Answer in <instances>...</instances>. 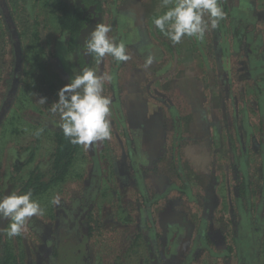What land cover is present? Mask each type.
I'll return each instance as SVG.
<instances>
[{"label": "rangeland", "instance_id": "1", "mask_svg": "<svg viewBox=\"0 0 264 264\" xmlns=\"http://www.w3.org/2000/svg\"><path fill=\"white\" fill-rule=\"evenodd\" d=\"M103 1L100 23L130 57H90V69L112 77L102 93L111 136L81 145L64 181L35 198L44 215L20 235L9 238L10 221L0 222V250L51 264L52 227L62 223L64 239V223L88 202L102 218L83 243L88 264H148L144 235L159 264H264V0H218V26L175 44L153 23L168 10L161 0ZM57 3L0 0V197L22 148L47 163L59 127L49 108L80 72L63 48Z\"/></svg>", "mask_w": 264, "mask_h": 264}, {"label": "clouds", "instance_id": "2", "mask_svg": "<svg viewBox=\"0 0 264 264\" xmlns=\"http://www.w3.org/2000/svg\"><path fill=\"white\" fill-rule=\"evenodd\" d=\"M170 3L171 0H161V6L168 10L154 18L153 23L174 44L185 36L203 40L209 25L215 29L225 15L218 0H176L169 8ZM111 31V25L98 23L84 41L85 53L97 58L111 55L117 62L129 60L124 43H116L109 37ZM151 62L149 58L146 63ZM111 79V76L97 75L92 69L84 68L73 74L70 82L57 92L58 100L51 104L49 111L53 116L58 115L59 127L73 145L88 147L110 138L111 98L102 93L105 81ZM37 102L45 105L47 98L40 97ZM51 203L59 205V197L54 196ZM44 212L31 191L13 192L0 198V217L10 221L3 230L9 238L20 235L30 218L42 216Z\"/></svg>", "mask_w": 264, "mask_h": 264}, {"label": "trees", "instance_id": "3", "mask_svg": "<svg viewBox=\"0 0 264 264\" xmlns=\"http://www.w3.org/2000/svg\"><path fill=\"white\" fill-rule=\"evenodd\" d=\"M39 1L41 0H33L34 4ZM104 13L105 9L103 0H58L55 18L60 31V38L64 39L63 48L67 54L73 55L75 58V68L80 71L92 66V60L90 59L92 55L85 53L84 41L95 26L100 23ZM15 34L19 39V33L15 31ZM237 36L240 38L239 36H243V33L239 32ZM35 37L37 38V34ZM19 50L20 47L16 51L19 52ZM260 122L262 123V118ZM52 143V150L49 154L47 163L38 161L33 164L35 159V149L32 146L22 148V154L21 151L17 153L13 160V165L10 168L11 171L9 176L11 177L12 182L8 184L7 188L2 189L0 198L5 195H10L13 191L17 194H24L31 191L33 199H35L42 193L47 192L64 181L70 173L81 145H73L70 143L69 139L63 135L60 127H56L54 130ZM30 165L32 166L27 175L21 178L19 182H16L14 177L20 175L22 170L30 167ZM178 170H176L177 173L179 172ZM86 205L81 207L83 211L82 214H76L78 218L74 220L75 222L73 225L69 226L64 223L63 233L69 230L66 236L70 235L71 244L66 236L64 239L61 236L62 233H60V230L62 223L60 226H55L57 217H50L53 226H55L52 227L51 242H46L50 254L49 256L51 258V264H88V253L86 254L83 251V243L89 244V240L93 243L96 231L102 230L100 229L102 225L100 220L102 218L100 213L98 215L97 212H93L95 203L90 204V206L87 205V208H83L86 207ZM2 220H4V218L0 217V222H2ZM255 233L257 232L255 231ZM1 235L2 231L0 229V240ZM144 236L145 241L148 244L147 263L159 264L156 255L153 253V249L150 247L151 244L148 242V235ZM138 238L139 236H137V239ZM0 264L24 263L22 262V259H19V257L17 258V256L12 254L11 251H6L4 249L3 251L0 250Z\"/></svg>", "mask_w": 264, "mask_h": 264}]
</instances>
